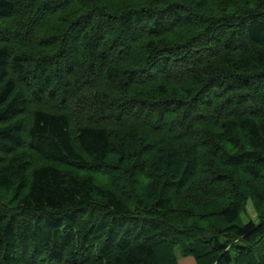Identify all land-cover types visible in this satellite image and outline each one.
Masks as SVG:
<instances>
[{
	"label": "trees",
	"instance_id": "obj_1",
	"mask_svg": "<svg viewBox=\"0 0 264 264\" xmlns=\"http://www.w3.org/2000/svg\"><path fill=\"white\" fill-rule=\"evenodd\" d=\"M186 257L264 264V0H0V264Z\"/></svg>",
	"mask_w": 264,
	"mask_h": 264
},
{
	"label": "crops",
	"instance_id": "obj_2",
	"mask_svg": "<svg viewBox=\"0 0 264 264\" xmlns=\"http://www.w3.org/2000/svg\"><path fill=\"white\" fill-rule=\"evenodd\" d=\"M178 264H195L194 260L190 257L179 258Z\"/></svg>",
	"mask_w": 264,
	"mask_h": 264
},
{
	"label": "rangeland",
	"instance_id": "obj_3",
	"mask_svg": "<svg viewBox=\"0 0 264 264\" xmlns=\"http://www.w3.org/2000/svg\"><path fill=\"white\" fill-rule=\"evenodd\" d=\"M247 211H248L250 217L254 220L256 217L253 213L252 206L250 203H248V205H247ZM244 219H245V217H244ZM244 222H246V220Z\"/></svg>",
	"mask_w": 264,
	"mask_h": 264
}]
</instances>
